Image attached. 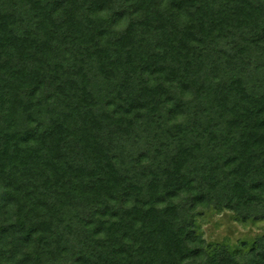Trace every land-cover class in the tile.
Segmentation results:
<instances>
[{
	"label": "trees",
	"instance_id": "trees-1",
	"mask_svg": "<svg viewBox=\"0 0 264 264\" xmlns=\"http://www.w3.org/2000/svg\"><path fill=\"white\" fill-rule=\"evenodd\" d=\"M264 0H0V264H264Z\"/></svg>",
	"mask_w": 264,
	"mask_h": 264
},
{
	"label": "rangeland",
	"instance_id": "rangeland-1",
	"mask_svg": "<svg viewBox=\"0 0 264 264\" xmlns=\"http://www.w3.org/2000/svg\"><path fill=\"white\" fill-rule=\"evenodd\" d=\"M201 231L208 241L229 240L240 243L251 241L257 235L264 233V221L258 224L243 225L237 222L230 212H208L199 217Z\"/></svg>",
	"mask_w": 264,
	"mask_h": 264
}]
</instances>
